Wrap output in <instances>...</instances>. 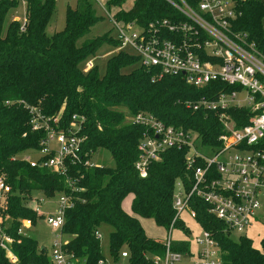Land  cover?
<instances>
[{"label": "trees", "instance_id": "obj_1", "mask_svg": "<svg viewBox=\"0 0 264 264\" xmlns=\"http://www.w3.org/2000/svg\"><path fill=\"white\" fill-rule=\"evenodd\" d=\"M185 1L196 6L199 0ZM232 1L235 29L246 31L255 42L264 41V0ZM125 2L108 0L104 6L117 20L135 21L141 26L161 18H183L167 0H132L128 8H123ZM96 3L75 0L74 6L67 4L63 28L48 34L46 27L56 0H27L23 31L20 22L13 19L3 30L7 12L18 2L0 0V176L10 186L0 205L10 219L0 226L14 239L11 249L17 257L16 262H11L0 249V264H51L44 246H39L28 232H17L21 220L30 219L33 225L41 217L28 204L33 192L47 198L61 193L73 196L74 205L65 211L62 232L67 249L86 258L85 264H95L102 256L100 239L94 234L102 225L111 227L112 255L126 247L133 256H139L142 250L158 246L146 236L138 217L151 218L161 227L169 226L175 212V181L190 175L185 161L187 148L166 149L159 160L149 164L147 176L140 177L134 162L145 128L128 122L127 114L152 113L166 125L196 131L204 144H219L223 128L220 111L195 110L186 102L212 98L229 86L211 81L198 88L180 75L157 78L153 70L139 64L135 55L121 49L107 59L102 74L96 64L88 66L90 58L105 44L119 45L109 29L81 40L104 20ZM82 66L88 69L85 71ZM24 104L39 108L47 116L59 114L66 125L73 113L82 115L83 133L87 135L85 147L94 152L106 149L113 164L97 163L92 168L73 164L68 175L76 178L74 186L80 190H73L64 177L48 167L31 166L21 154L37 149L44 131L32 130ZM226 112L239 119L240 124L247 122L249 116L245 107H232ZM127 195L132 196L131 214L121 206ZM191 203L199 225L213 231L218 240L222 264H264V234L259 246L247 234L233 237L224 231L220 220L207 212L203 201L193 198ZM187 246V242H182L172 248L183 250Z\"/></svg>", "mask_w": 264, "mask_h": 264}, {"label": "built area", "instance_id": "obj_2", "mask_svg": "<svg viewBox=\"0 0 264 264\" xmlns=\"http://www.w3.org/2000/svg\"><path fill=\"white\" fill-rule=\"evenodd\" d=\"M12 1L24 4L23 20L16 16L13 19L20 21L23 31L27 23V0ZM167 1L183 18L156 19L147 26L135 21H119L103 3L98 5L111 23L114 37L119 42L117 49L135 55L139 64L153 70L157 78L180 75L185 82L198 88L211 81L229 86L212 98L186 102L195 110L220 111L223 128L218 136L219 144H204L196 131L166 125L152 113L129 115L132 124L145 128L137 144L138 157L134 162L140 177L147 176L149 164L159 160L168 148H187L185 161L190 175L185 180L175 181V212L165 240L153 239L158 246L142 250L139 256H133L126 247L115 255L102 253L95 264H222L220 244L213 231L199 225L197 211L193 203L190 204L193 198L203 201L207 212L220 220L224 231L232 235L245 234L254 221L264 218V41L255 42L246 31L235 29L236 11L232 0H199L196 6L185 0ZM92 64L89 60L88 66ZM24 106L29 110L32 130L42 129L44 135L34 150L38 156L28 153L23 158L31 166L48 167L64 177L73 190H80L74 186L76 178L68 175L70 167L73 164L85 168L97 165L92 160L96 151L85 147V118L73 113L66 125L59 114L47 116L35 106ZM232 107L248 108L247 122L240 124L239 119L226 112ZM9 190L10 186L0 176V195ZM55 204L56 210L45 215L46 222L58 232L48 251L50 262L85 264L86 258L81 259L67 249L62 232L65 211L74 205V198L71 194L61 193ZM34 209L42 216L38 208ZM183 212L194 222L196 235H191L193 230L183 226ZM177 224H182L187 240H172L171 233ZM31 226L30 219H23L17 232L25 234ZM94 234L101 238L99 229ZM13 241L0 226V249L11 262H16L17 257L11 249ZM189 241L195 244L194 248L190 247ZM182 242L188 243L186 249L172 248Z\"/></svg>", "mask_w": 264, "mask_h": 264}, {"label": "rangeland", "instance_id": "obj_3", "mask_svg": "<svg viewBox=\"0 0 264 264\" xmlns=\"http://www.w3.org/2000/svg\"><path fill=\"white\" fill-rule=\"evenodd\" d=\"M108 0H96L97 4V12L102 14L104 16V20L98 23L96 26L92 28L90 33L86 35V37L82 38L81 40H89L94 38L95 36H99L106 30H110L111 34L113 35L114 32L111 30V23L103 10H101L100 7H98L99 3L105 4ZM132 3V0H126V2L123 4V8H128ZM70 4L71 6L75 5V0H58L56 1L54 11L52 15L49 18L48 25L46 27V32L48 34H52L54 31H58L63 28L64 26V18H65V8L66 5ZM100 8V9H98ZM24 13H25V8L24 4L20 2L17 7H14L10 9L4 19L3 23V30L6 29L8 23L10 20L14 19V17H18L20 21L23 20L24 18ZM19 21V22H20ZM80 40V42H81ZM119 50L117 47H110L109 45L105 44L102 47V50L100 52H97V54L93 57L90 58V60L93 61V64H96L99 67V72L102 74L105 70V64L108 58L114 56L117 54ZM83 69L86 71L88 68L86 66H82ZM130 114L126 115V120L128 122ZM28 153L24 154L22 153L21 156H25ZM30 155L36 157L38 156V153L35 151L29 152ZM92 160L95 163L101 164V165H112L113 160L109 154V152L106 149H98L96 152L93 154ZM5 195H0V203L1 200ZM56 199L57 196H54L52 198H47L44 195H42L39 192H33L32 193V198L28 200V204L32 206L33 208H38L40 212H42V216L39 217L36 222L30 227L27 232L33 236L39 246H44L47 251H50L52 242L57 235V231H55L45 220V215L48 214L49 212H53L56 210ZM131 195H127L123 201H122V208L124 211L128 212L131 214V209H130V204H131ZM3 209L0 208V217L2 221L9 220L10 217L7 216L6 214H3L2 212ZM141 226L144 229V232L147 237L151 239H158L160 241L165 240L167 234H168V229L165 227L158 226L155 221L151 218H144V217H138ZM181 219L184 221V227H188L189 229L193 230L191 235H196L197 229L195 227L194 222L187 216L185 212L181 214ZM183 223V222H182ZM101 238H100V247H101V252L104 255H109V232L111 231V227L107 225H102L101 228L99 229ZM247 236H249L252 240L255 246L260 245V239L264 234V218L261 221H254L250 227H248L246 233ZM65 237V236H64ZM172 240L175 242L177 241H184L187 240L185 237V233L182 228V224H177L171 233ZM233 237H236V235L233 234ZM66 238V237H65ZM190 247L194 248L195 244L191 241H189Z\"/></svg>", "mask_w": 264, "mask_h": 264}]
</instances>
